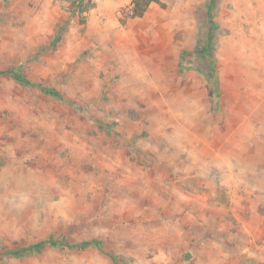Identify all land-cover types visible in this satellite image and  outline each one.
I'll list each match as a JSON object with an SVG mask.
<instances>
[{"label": "rangeland", "instance_id": "374dc122", "mask_svg": "<svg viewBox=\"0 0 264 264\" xmlns=\"http://www.w3.org/2000/svg\"><path fill=\"white\" fill-rule=\"evenodd\" d=\"M99 1L0 0V264H264V58L244 22L258 1L187 0L195 46L179 25L162 68L121 48L152 0H105V26ZM200 83L217 129L245 118L211 168L181 130ZM47 239L101 246L32 248Z\"/></svg>", "mask_w": 264, "mask_h": 264}, {"label": "crops", "instance_id": "0c3cea01", "mask_svg": "<svg viewBox=\"0 0 264 264\" xmlns=\"http://www.w3.org/2000/svg\"><path fill=\"white\" fill-rule=\"evenodd\" d=\"M104 1L105 0L99 2L103 3ZM186 1L187 0H178L179 5L176 7L174 3L169 1L152 0L148 3L141 15L128 19L125 25L122 26V23L119 21V19H117V23L122 26L120 34L123 39V44L121 46L122 50L127 52L128 55L131 51H136V56L139 59V53H141V57L146 55L148 52L156 53L157 58L160 59V63L158 62V65L162 68L164 66L163 60L161 61L162 55L166 53L167 50H169L170 53L171 43L175 42V37L178 33L180 34L179 25L190 27H188L189 30H187V33L184 34L185 37L187 36V38L183 39L184 41H187V43H184V47L187 46V48H192L195 46V42L193 41H196V23L194 18H187L185 15L184 10L187 4ZM257 1L258 16L256 18V22L254 20H250L249 18H247L248 20L244 21L247 22L248 26L252 27V29L249 31L251 34L247 36L248 39L246 40L250 45H253V42L256 41L258 55L259 57L264 58V1ZM116 2V8H126L128 5L137 4L136 0H117ZM193 2L195 3V0ZM108 3V1H105L102 5L98 6L99 8H95L97 10H101L103 16L99 18H102L100 19V24L103 26H105V24L112 23L115 19L106 17L109 11L106 12L107 5L104 6V4ZM200 3L201 2L198 1L199 5ZM200 11L201 10L199 9L198 14L201 15ZM192 20H194V23ZM255 25L256 29L254 28ZM255 30L256 35L252 34ZM173 49L175 50V47ZM141 64L142 62L139 60V66H141ZM196 85L198 87V91L193 97H188L185 99L186 107L184 113L188 116L192 114V116L187 119H193L195 123H197L196 130L192 132V130L188 129V127H183L181 130L185 132L184 136L190 139H195V142L200 146V159L195 157L194 162L199 160L201 164H211V168V166H215L214 164H219L221 162V164L226 163L223 161L226 160L225 157L227 156L226 153L228 146H225V144L222 146V143H226V141H228V144L230 143L232 145L235 143L233 138H237L238 141V138L242 139L243 136H247L241 132V123L245 120V118L242 112L241 115L236 117V119L235 116H226V130L217 129L215 114L212 112L213 106L215 105L209 98V95L211 94L210 88L207 87L206 84L200 83L190 84L189 89H192V86ZM246 121H249L247 116ZM235 126L237 127L236 131L233 130ZM237 143L240 144V141ZM186 150L187 149L184 147V145L181 148H178L177 154L180 158H182V156L187 153L193 152ZM193 153H196V155L198 154L197 151H194ZM221 168L218 166V169L221 170Z\"/></svg>", "mask_w": 264, "mask_h": 264}, {"label": "trees", "instance_id": "16d2710c", "mask_svg": "<svg viewBox=\"0 0 264 264\" xmlns=\"http://www.w3.org/2000/svg\"><path fill=\"white\" fill-rule=\"evenodd\" d=\"M142 13H143L142 11L141 12H138V14H140V15ZM13 75L15 76V78L17 80H19V81H26L28 83V81L26 79H24L23 76L20 75V73L15 72V73H13ZM47 92L50 93L51 91L47 90ZM46 244H49V245H52V246H55V247L65 246V247H70V248L76 247V248H79V249H85V248H87V247H89L91 245H95L97 247H100L101 246V243L99 241L81 242V243H78V244L73 245V244H66V243H63V242L59 243V242H57L54 239H47V240H43V241H41L39 243L34 244L32 246V248L39 249V248H41L42 246H44ZM16 254H18V253H16Z\"/></svg>", "mask_w": 264, "mask_h": 264}]
</instances>
